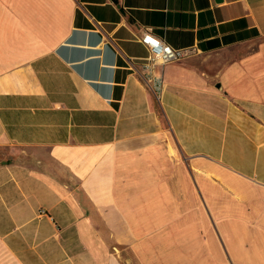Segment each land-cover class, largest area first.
I'll list each match as a JSON object with an SVG mask.
<instances>
[{
	"label": "crops",
	"instance_id": "1",
	"mask_svg": "<svg viewBox=\"0 0 264 264\" xmlns=\"http://www.w3.org/2000/svg\"><path fill=\"white\" fill-rule=\"evenodd\" d=\"M0 264H264V0H0Z\"/></svg>",
	"mask_w": 264,
	"mask_h": 264
},
{
	"label": "built area",
	"instance_id": "2",
	"mask_svg": "<svg viewBox=\"0 0 264 264\" xmlns=\"http://www.w3.org/2000/svg\"><path fill=\"white\" fill-rule=\"evenodd\" d=\"M141 42L149 49L151 52V57L147 61L146 69L149 73L145 75L144 81L148 88L153 92L154 96L158 101H160L163 92V78L156 77L152 74V64L155 62H160L163 64L177 62L190 55L189 50L173 48L167 44L164 40L156 37L150 32H147L141 38Z\"/></svg>",
	"mask_w": 264,
	"mask_h": 264
}]
</instances>
